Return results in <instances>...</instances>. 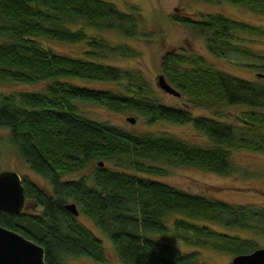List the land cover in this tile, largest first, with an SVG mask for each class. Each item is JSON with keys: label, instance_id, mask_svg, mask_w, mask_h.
Wrapping results in <instances>:
<instances>
[{"label": "trees", "instance_id": "1", "mask_svg": "<svg viewBox=\"0 0 264 264\" xmlns=\"http://www.w3.org/2000/svg\"><path fill=\"white\" fill-rule=\"evenodd\" d=\"M229 1L264 13V0ZM173 18L197 29L220 56L253 54L244 34L264 32L221 11ZM106 30L137 35L138 8L122 9L112 0H0V80L44 82L40 89L0 91V129H8L18 154L51 185L47 191L21 175L25 206L18 213L0 211V224L42 245L48 264H73L70 258L78 256L107 259L102 238L65 208L67 201L108 236L126 264H203L200 247L235 254L259 246L236 229L258 228L264 207L192 192L153 175L168 171L157 161L227 174L236 170L232 149H264V110L255 108L264 107V85L215 68L199 53L166 51L161 66L180 94L196 105L244 104L247 116L234 123L192 113L163 102L141 69L106 61L110 53H133L125 42L112 43ZM47 39L84 42L88 57L54 49ZM74 78L117 84L98 87ZM83 102L132 112L149 123L191 122L210 143L89 118Z\"/></svg>", "mask_w": 264, "mask_h": 264}, {"label": "rangeland", "instance_id": "2", "mask_svg": "<svg viewBox=\"0 0 264 264\" xmlns=\"http://www.w3.org/2000/svg\"><path fill=\"white\" fill-rule=\"evenodd\" d=\"M112 1L122 9H129L131 5H135L139 10L141 30H139L137 35H122L115 30L104 31V34L112 43L122 41L129 44L133 50V53L130 54L110 53L106 56V61L141 69L151 84L157 88L163 102L180 105L195 114L213 115L221 120L234 123L244 122V118L247 116L246 111H243L246 108L244 104L215 103L210 105H196L184 96V94L175 95L162 89L157 84V75L162 73L168 80L161 66L163 54L169 50L184 49L203 55L215 68L223 69L248 79L257 80L264 85V58L261 57L264 56V32L259 34H244L246 39L243 42L254 51L253 54L230 51L220 56L209 51L204 35L197 29L173 18L174 14L183 13L196 16L202 12L211 13L221 11L229 16L246 20L264 28V13L249 9L243 4L233 3L229 0ZM46 43L59 51L88 57L84 53L86 46L84 42L47 39ZM74 80L98 87H106L108 85L116 86L117 84L114 82L85 80L81 78H74ZM43 83V81L23 82L17 80H0V91L9 92L19 89H40ZM82 106L85 114L89 118L107 121L130 130H166L189 141L202 144L210 143L207 135L194 127L191 122L179 123L166 119H157L149 123L144 120L143 116H137L132 112L117 111L105 105L83 102ZM255 108L264 110V107L255 106ZM216 109L220 111L218 115L215 114ZM128 115L135 116V121L130 122L127 120L126 116ZM231 159L235 163L236 170L227 174L195 165L168 164L157 161L158 164L165 166L168 171L164 174H154L153 176L192 192L217 197L229 202L264 207V149L235 148L231 151ZM105 164L112 165L113 161L105 160ZM0 169L17 170L20 175H26L44 190L51 191L49 180L32 170L18 154L16 147L8 140V129L6 128L0 129ZM77 218L102 238L107 259L104 262H97L88 257L78 256L71 257L69 260L71 263L126 264L113 249L108 236L95 226L93 220L88 215L78 213ZM216 226L218 227L219 225ZM231 230L233 231L234 229ZM236 230H239L243 234L253 236L257 240L258 245L264 244L263 220L259 223L258 228ZM180 245L185 249H191V246L182 243ZM200 255L203 264H227L230 262L233 254L204 246L200 247Z\"/></svg>", "mask_w": 264, "mask_h": 264}, {"label": "water", "instance_id": "3", "mask_svg": "<svg viewBox=\"0 0 264 264\" xmlns=\"http://www.w3.org/2000/svg\"><path fill=\"white\" fill-rule=\"evenodd\" d=\"M157 84L167 92L179 95L166 77L157 75ZM126 119L135 121V116ZM103 165V160H97ZM25 187L17 170L0 169V211L18 213L25 206ZM65 208L77 215L79 210L74 201L64 203ZM230 264H264V244L247 252H238L231 256ZM0 264H48L44 256V247L21 232L0 224Z\"/></svg>", "mask_w": 264, "mask_h": 264}, {"label": "bare ground", "instance_id": "4", "mask_svg": "<svg viewBox=\"0 0 264 264\" xmlns=\"http://www.w3.org/2000/svg\"><path fill=\"white\" fill-rule=\"evenodd\" d=\"M259 74V73H258Z\"/></svg>", "mask_w": 264, "mask_h": 264}]
</instances>
